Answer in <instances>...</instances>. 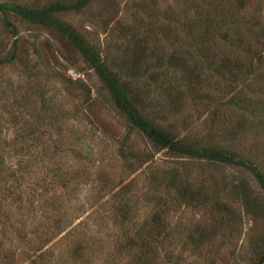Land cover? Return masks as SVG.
Instances as JSON below:
<instances>
[{
	"label": "trees",
	"instance_id": "obj_1",
	"mask_svg": "<svg viewBox=\"0 0 264 264\" xmlns=\"http://www.w3.org/2000/svg\"><path fill=\"white\" fill-rule=\"evenodd\" d=\"M198 1L201 4L197 0L193 3L185 1L182 12L187 20L181 26L183 35L176 36L175 41H170L166 47L153 44L157 40L153 31L161 26L159 15L152 11L149 16L155 25H147V49L145 44L131 49L128 56L119 62L104 59L86 36L63 19L68 15L85 13L93 7L95 0H17L0 3V43L4 35L15 39L10 53L0 56V67L18 62L20 39L11 17L23 24L55 31L96 74L111 104L122 115L127 131L123 138L117 140L118 160L126 173H140L144 179V187L140 190H134L139 184L135 180L111 190L107 218H90L72 226L71 208L66 209L69 201L60 199L66 197L62 191H68L75 181L64 160L70 157L73 162H79L75 154L76 142L64 143L59 138L53 143L52 150L47 152L43 139L36 138L40 133L38 127L37 131L35 128L32 131L31 126L25 125V132L21 129L16 133V139L21 137L14 147L15 158L21 157L18 163L14 162L16 166L13 165L12 155L0 152V205L16 201L23 209V217L37 213L42 218L43 214L46 216L50 212L56 219L51 223L44 218L47 220L45 225V221L37 224V231H43L36 242L20 235V254L16 256L9 251L3 259L5 264H50L52 248L44 254L38 253L60 237L70 250L71 260L76 263L91 264L95 260L94 264H99L95 257L105 251L104 264H179L174 253L176 248L190 243L191 247L199 249L208 245L212 238L206 237L198 225L188 236H184L183 223H175L177 215L183 214V209L204 207V199L207 200L204 211L211 215L225 216L229 209L221 202L223 197L218 191L210 194L199 187L197 177L201 174L195 168H213L220 173L224 169L243 171L253 177L264 192V161L260 165L235 147V141L240 136L244 138L253 133L256 136L258 131L264 130V83L255 86L257 78L264 80V20L251 25L248 22L244 26L237 20L234 24L238 27L229 28L222 25L226 23L223 18L227 16L217 18V0H211L216 5L214 10H205L207 0ZM247 32L248 38L256 43L255 54L249 50L250 56L242 59L243 52L240 54L239 48L235 59L229 60L231 56L229 52L226 54V48L230 45V50H235L240 37L248 39L244 38ZM236 33L238 39H235ZM224 55H227L226 58L219 60ZM231 61L235 64L232 65ZM217 79L230 82V89L223 90L226 95L222 98ZM64 84L71 90L77 86L91 99V91L81 79H66ZM157 90L162 92L159 96L162 95L163 101L157 99ZM213 90L218 93L214 94ZM186 104L190 108L195 107L196 112L205 108L209 123L220 119L218 112L231 113L233 117L236 115V128L227 132L232 144L225 147L211 134L196 137L188 132L186 123L183 133L175 132L170 119L178 118ZM212 105L215 106L211 109ZM154 115L160 116L163 123L153 118ZM30 138L37 143L42 142L39 145L42 149L40 154L23 160L24 152L29 154L31 147L25 150L22 144ZM47 153H50L49 156ZM159 155L166 159L162 165L158 162ZM33 165L39 169L45 165L46 170L29 188L32 176L29 169ZM210 181L218 185L215 178ZM230 192H235L239 204L248 213L261 217L263 211L253 201L247 181L241 180ZM34 199L38 200L35 207L31 202ZM142 201L146 203L144 208L149 209L148 215L137 218L141 211L138 210V203ZM27 224L28 220L23 218L24 230ZM255 264H264V247L257 251Z\"/></svg>",
	"mask_w": 264,
	"mask_h": 264
},
{
	"label": "rangeland",
	"instance_id": "obj_2",
	"mask_svg": "<svg viewBox=\"0 0 264 264\" xmlns=\"http://www.w3.org/2000/svg\"><path fill=\"white\" fill-rule=\"evenodd\" d=\"M13 1L17 0H0V3ZM185 1L193 3L195 0H95L93 7L85 13L68 15L63 19L86 36L104 59L109 62L111 60L119 62L128 56L131 49L144 46L142 44H145L147 49V25L152 23L155 25V21L149 16L152 11L159 15V26H161L157 31H153V35L157 38L153 44L159 43L166 47L170 41H175L176 36L182 37L181 26L187 20L182 12ZM197 3L200 2L197 0ZM216 4L217 6L213 5L211 0H207L205 10H214L216 6L218 8L216 13H219L217 18L227 16L223 18L226 23L222 25H228L229 28L238 27L234 24L237 20L242 26L248 22L251 25L264 20V0H217ZM10 20L19 33L20 47L18 62L12 66L0 67V149L2 150L0 152L12 155L13 163L21 160V157L19 160L14 156L16 141L21 139V137L16 139V133L21 129L25 132L27 124L31 126L32 131L34 128L37 131L36 126L38 127L40 133L36 138L43 139L47 152L52 150L53 143L59 138L64 143L71 140L76 142L75 154L79 157V162H73L70 157L64 160L65 167L71 171L75 181L69 186L68 191H62L66 197H62L60 201L65 199L69 201L66 209L71 208L70 221L74 222L72 226L90 218H107L110 209V192L115 186L123 187L135 180L139 184H137L138 189L134 190L144 187L143 176L140 173L135 175L126 173L118 160L117 140L123 138L127 131L122 115L111 104V99L96 74L55 31L20 23L14 17ZM247 34L248 32L244 38H248ZM234 36L238 39L237 33ZM240 38L241 40H237L235 44V50H230V45L226 48V54L229 52L231 56L229 60L235 59L239 48H241L239 53L243 52L242 59L250 56L249 50L255 54L257 49L255 41L251 38L246 40ZM14 40L9 35H4L3 42L0 43L1 57L10 53ZM133 43L136 45L132 46ZM226 56L219 60H224ZM231 64L235 63L231 61ZM66 79L73 81L81 79L91 91V99L80 92L77 86L71 90L67 84H64ZM216 82L220 84L222 98L226 95L224 91L230 89V82L228 80L222 82L221 79H217ZM263 83L261 77L257 78L255 86ZM213 92L218 93L214 90ZM160 93L162 92L157 90L155 94L157 99L163 101L162 95L159 96ZM214 106L212 105L211 109ZM183 108L178 118L170 119L175 132L183 133L186 123L188 132L196 137L211 134L225 147L232 144L227 132H233L232 130L236 128L238 122L236 115L233 117L231 113L218 112L217 116L220 119L209 123V115L205 108H200L198 112L195 111V107L190 108L189 104ZM153 118L163 123L160 116L154 115ZM258 132L256 136L254 133L244 138L240 136L235 141V147L246 152L261 165L264 161V130ZM42 142L37 143L31 138L24 143L21 140L25 150L31 147L30 153L26 154L25 151L22 159L27 160L30 156L40 154L42 148L39 145ZM49 154L47 153V156ZM158 159L161 165L166 160L163 155H159ZM48 162L50 161L46 163ZM29 170L32 176L27 187L30 188L34 186L37 176L42 175L46 168L45 165L40 169L33 165ZM195 170L201 174L200 177L196 175L199 187L210 194L218 191L223 197L221 202L228 205L229 209L225 216L215 213L211 215L207 210L204 211L207 207V200L204 199V207L197 210L183 209L184 213L177 215L175 223H183L184 236H188L189 232L200 226L202 233L212 238L208 245L199 249H194L190 243L176 248L174 253L179 264H255L257 251L264 247V192L255 179L243 171L224 169L220 173L213 168L202 166ZM211 178L216 179L217 186L211 183ZM241 180L247 181L253 201L258 203L263 211L261 217L253 212L248 213L239 204L235 192H230ZM31 202L34 207L38 204L36 199ZM144 205L146 206L144 201L138 203V210L141 211L138 212L137 218H145L148 215L149 209H145ZM22 213L23 209L16 201L0 205V264H5L3 259L9 251L16 256L20 254V235L28 236L36 242L43 231H37V224L45 221V225L47 220L44 218L51 223L56 219L54 213L50 212H47L46 216L43 214L42 218L37 213H30L31 215L27 214L24 217ZM23 218L28 220L26 230L23 229ZM60 239L61 237L56 239L38 255L49 252L52 248L53 256L49 259L50 264H81L71 260L70 250L66 248L67 244ZM105 257V251H101L95 257L98 260L96 262L104 264Z\"/></svg>",
	"mask_w": 264,
	"mask_h": 264
}]
</instances>
